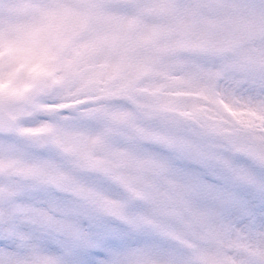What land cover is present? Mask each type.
Here are the masks:
<instances>
[{
  "label": "snow or ice",
  "instance_id": "1",
  "mask_svg": "<svg viewBox=\"0 0 264 264\" xmlns=\"http://www.w3.org/2000/svg\"><path fill=\"white\" fill-rule=\"evenodd\" d=\"M0 264H264V0H0Z\"/></svg>",
  "mask_w": 264,
  "mask_h": 264
}]
</instances>
